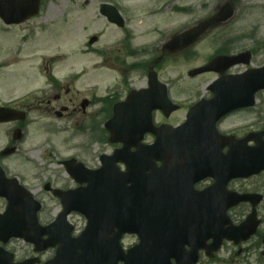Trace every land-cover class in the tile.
Instances as JSON below:
<instances>
[{
    "label": "rangeland",
    "instance_id": "1",
    "mask_svg": "<svg viewBox=\"0 0 264 264\" xmlns=\"http://www.w3.org/2000/svg\"><path fill=\"white\" fill-rule=\"evenodd\" d=\"M103 1L105 0H46L41 14L28 19L26 23L8 28L0 19V61L6 62V65L0 69V88L7 94L14 92L15 96L28 89L34 92L32 88L41 86L42 82L33 67L36 70L44 69L46 72L45 66L48 65L50 71H55L63 78L72 72L79 73L78 79L64 83L73 87V94L70 92L61 101L65 106L72 104L70 110H75L61 117L77 121L83 114L78 112L79 108L82 109L81 111L89 108V104L84 102L92 93L104 95L109 87L110 91L111 88L121 89L124 81L134 87L143 86L147 77L142 74L141 68L131 70L130 64L141 63L156 54L160 55L165 42L171 36L194 26L202 19L214 17L226 2L234 3V16L226 22L213 25L204 34L200 47L197 48L196 57L191 60L167 59L159 71L160 77L170 84L177 83L172 91L176 93L177 99L186 102L200 97L214 79L212 74L191 76L189 70L203 64L206 56L211 54L216 46L219 48L222 45V40H233L231 46L236 49H259L260 52L254 63L256 65L264 62V55L261 53L264 48V0H116L123 6L124 12L126 11L127 27L134 34L131 35L130 44L133 49H137L136 54L132 55L127 50L125 61L127 64L116 63L109 58V53L106 55L104 52L99 53V50L88 51L91 49L87 46L91 34L103 30L104 34L100 42L95 43L93 47L107 50L106 46L110 45L111 40L120 39L124 33L98 14V6ZM181 7L188 9L181 11L179 9ZM24 34L31 36L23 42L21 39ZM217 38L218 41L215 40ZM125 43L129 44L128 38ZM123 70L129 73V76L122 75ZM93 84L96 85L97 90L92 92ZM70 95H74L72 100L68 99ZM157 115L158 120L178 123L184 120L186 110L180 109L167 119ZM37 116L38 122L33 126L31 135L23 141L24 149L19 155H13L8 160L22 170V178L34 187L37 195L46 203V208L41 213L42 221L46 223L54 217L58 205L51 194L41 189L43 182L49 180L61 186L62 182H65L64 169L60 164L63 156L82 154L81 148L93 143L92 155L88 158L95 162L99 154L98 149L104 146L94 140L95 129L78 134H75L73 127L61 128L60 131H54L55 129L45 131L43 126L49 121L58 126H62L65 121L55 119V115V118H51L46 113L43 115L37 113L35 117ZM259 117H262V122L250 125L257 122ZM237 124L241 127L249 124L236 131L238 134L262 128L264 109L248 115L234 116L231 121L226 122L227 127ZM4 127V124H0V146L5 140L2 135ZM17 156L25 159L20 162ZM51 159H55L58 164L50 163ZM47 165L49 167L46 169ZM15 171L19 173L18 170ZM233 185L238 190L243 188L264 194V173L247 181L235 182ZM5 204V200L0 198V211L4 209ZM261 211L264 213V200ZM237 212L238 209L235 213ZM131 241L132 239L128 243ZM13 246L18 253L23 254L22 257L30 254L31 247L26 242L16 241L8 248ZM231 251L235 252L232 245H226L219 254V261L212 264H247L252 258L229 255ZM52 255L53 250H50L46 257ZM204 261L206 264L207 260ZM253 261L257 262L255 258Z\"/></svg>",
    "mask_w": 264,
    "mask_h": 264
},
{
    "label": "water",
    "instance_id": "2",
    "mask_svg": "<svg viewBox=\"0 0 264 264\" xmlns=\"http://www.w3.org/2000/svg\"><path fill=\"white\" fill-rule=\"evenodd\" d=\"M38 5H39L38 0H34V2L31 4V9L29 10L30 13L36 12L38 9ZM103 8H109V6L104 5ZM104 12L108 13L107 10H104ZM116 12H117L116 16H111L110 14H108L110 16V18L113 19L114 21H118V18H120L117 10H116ZM233 13H234L233 8L230 5H226L222 9V15L220 16L218 21L227 20L229 17H231L233 15ZM4 17L7 20V17L6 16H4ZM23 19H24V15H21L19 17H14L12 19L10 18L9 21L10 22L11 21L20 22ZM210 23H211L210 21L204 22L197 29H194L190 32H187L185 34H181V35L177 36L174 40H172L171 42H168L166 47L168 49L175 50L176 48H182L185 45L194 42L209 27ZM233 58L236 59L237 57H233ZM219 60H221V59H218V61ZM218 61H217V59H215L212 63H210V65L208 67H205L201 70H198V72L211 69L213 67V64L215 62H218ZM236 61H238V60H236ZM152 77H153V75H152ZM155 86L158 90H164V87L162 85L156 84ZM153 92L154 91L149 89L147 91L142 92L141 94L148 96L150 98L151 95L154 94ZM138 94H140V93L138 92ZM132 97H135V96H130L129 99L122 105L126 106L127 104H131V101L133 99ZM241 99H242L241 96L236 97V100H238V101H240ZM168 101L169 100L167 99L166 93L164 91H159L158 98H156V101L153 104L154 106L150 105V106H148V108L152 109L154 107H159V108L165 110L167 108V106H165V105L168 104ZM196 107H199V105H197ZM194 110H196V109H194ZM137 111L140 113V115L149 114L148 116L150 119V113H147L146 108H144V107L143 108H137ZM166 111L168 114L169 113L168 110H166ZM199 118L195 117V119L191 120L193 122L192 128L196 129L195 131H200L202 128L207 129V127H211L214 124V118L210 117L209 115H208V117L199 116ZM190 119H191V115H190ZM144 125H146V124H144ZM187 125H188V122L185 123L184 125L178 127V128L163 127L164 129H166L168 131L167 133H168V137H169V139H168L169 142L166 145H164V143H161V142H163V140H158L157 143L150 149L151 153L154 154L155 153V147L157 146L159 148V150L156 152V155L158 158H161V160L164 163V166L161 168V172L157 174L159 180L169 179V173L171 172V165L172 164L173 165L179 164L180 168L183 167V168L189 170L191 168V164L195 163V161H193L191 159L185 160V156L188 153V151H187L188 139L190 137V136H188L189 131H188V133H187V131H185V127L186 128L188 127ZM143 129L146 130V129H149V127L144 126ZM234 151H235L234 148L230 149V157H232V154L234 153ZM216 152L219 153L220 148L215 147L213 149H209V148L207 149V153H216ZM148 154L150 155V152ZM172 155H175V160L171 162V160L167 157L172 156ZM238 156H239L238 157L239 160L236 162V167L232 168V170L234 171L232 175L244 174L245 171L246 172L248 171V169H250L249 171H252V172L264 169V146L263 145H258V147H254L249 152L244 151L242 154H238ZM202 160L203 161H202L201 169H203V171H204L205 169L208 170V169H210L211 166L214 167L215 165L217 167L222 168L225 164H227L229 157H224V156L216 157L215 160H213V159L209 160L207 157H204ZM245 167H247V168H245ZM225 175L228 176V173H226ZM179 176H182V175H179ZM150 177H151V174L148 176V178H150ZM0 178H1V176H0ZM13 185H14L13 183H8L7 185H5V184L3 185L0 181V194L1 195H7L8 197H15V198L18 196V193L23 195V191L19 188H13ZM149 186L152 187V185L150 183H149ZM164 186L165 185L162 183H160L158 185L159 188H162ZM70 192L71 191L63 192V191L57 190L56 194L62 196L63 199L65 200L66 197L71 198ZM164 195H165L164 193L158 194V200H157V203H158L157 207L158 208H150L151 210H148V211H144L145 207H144V210L142 208L125 209V212H126L125 219L126 220L133 219V220H129V221L124 222L123 224H121V227H124L126 229H130V230H138L139 231L143 225H147V223L152 220V213L154 211H159V213L160 212L167 213L169 206H167V204L160 205V203L162 202V200L164 198ZM189 197H192V196L188 195L187 198H189ZM68 200L72 202L71 199H68ZM23 202L25 204V207H32L30 205L31 201L27 197L23 198ZM149 203H150V200H149ZM148 206H151V205L148 204ZM12 207H13L14 211H15V209H17V212L19 211L18 209H20V207L18 205H17V207H15V206H12ZM155 207H156V204H155ZM94 209H97V207H95ZM99 218L101 220H104L105 216L100 215ZM95 222L96 221L94 220L92 222V224L88 227V229L84 232V234L81 235L78 239H70L69 243L64 244L59 249L56 258L54 260H52L50 262V264H66L68 261H71L72 264H91L90 263L91 257L88 254V252H90L92 255L95 256V260L97 262L100 259V254L103 253L104 251H106L108 248H104V250L102 251L101 248L98 247V245H100V244H96V242H93L89 238V235L94 230ZM102 227L104 229H108V224L103 225ZM143 227H145V226H143ZM250 229L252 231H253V229H255L254 223L250 224ZM118 243H119L118 241L115 243L116 249H115V247H113L111 253L115 254L118 252L117 251L119 249ZM171 245L173 246V251L178 252L175 241H167L164 238H161L160 240H157L154 242L143 241L140 245H138L136 247V249H139V251L129 255L126 258V264H167L166 259H165V258H168L167 255L162 254L161 251L156 252V250H157V247H160L163 250V249H165V247L168 248ZM108 246L111 247V246H114V244H112V245L109 244ZM79 249H81V252H79ZM179 257L180 256H177L178 261H179ZM0 264H9V260L5 256H2L1 254H0ZM179 264H180V261H179ZM181 264H183V263H181Z\"/></svg>",
    "mask_w": 264,
    "mask_h": 264
},
{
    "label": "flooded vegetation",
    "instance_id": "3",
    "mask_svg": "<svg viewBox=\"0 0 264 264\" xmlns=\"http://www.w3.org/2000/svg\"><path fill=\"white\" fill-rule=\"evenodd\" d=\"M114 26V24H113ZM116 27V25L114 26ZM119 31H123L125 33L124 37L114 46H112L108 53L110 56V59L114 60L116 63L120 64V63H124L126 60V29H121L120 27H116ZM233 40H227L225 43H223L221 45V48L218 50L219 52L217 54L219 55H226V54H238L242 51L245 50H250L251 55H252V66H255V58L258 55V53L260 52L259 49H253V48H241V49H236L234 46H231V44L233 43ZM201 43V42H200ZM196 44L194 45V47H189L184 51V54L186 56H191L192 53L197 51L198 45L200 44ZM113 49V50H111ZM126 50V53H125ZM194 51V52H192ZM261 53L264 55V48L261 51ZM195 55V53H194ZM264 63V62H262ZM256 65H259L256 63ZM40 66V65H38ZM42 66V65H41ZM45 66V65H43ZM3 67V66H2ZM1 67V68H2ZM47 68V71L44 72V69L42 70H38L37 77L40 78V81L42 82L41 86L38 87H34L32 89H34V92L29 93V92H21L18 95L15 96L14 92L11 93H5L4 89L0 88V92L2 91V94L0 95V107L2 108H12L18 111V115L16 116L17 120L13 121V122H2L0 124H10L13 123L14 127L11 130V132L8 134L7 139L4 140V144L1 146L2 148L0 149V163H8L5 161L6 158H10L9 156L4 157V152H7L8 148L10 146H20L21 141L25 140V133L28 132V129L31 126H34L37 122H38V116L35 117V115L38 114H48L51 118L55 117L59 118V119H63L61 116H65L66 114H70L71 112L73 113L75 110H70V106L72 107V104H69L67 106H65L64 104H62V98L66 97L70 94V92H72L73 94V87H71L70 85L67 84H63L62 79L60 78V76L58 74L55 73V71H50L48 69V65L45 66ZM251 67V66H249ZM248 66H245L244 64H238L236 66H234L232 68V72H240L243 71L246 68H249ZM211 74H214V76H218V74L210 72ZM28 77V75L26 76ZM75 81V80H72ZM71 81V82H72ZM29 83H27L28 85ZM66 94V95H64ZM74 95H70L68 97L69 100L73 99ZM200 96L205 97V98H209L212 97V93L210 91H206L200 94ZM90 105V104H89ZM91 106V105H90ZM84 108V107H83ZM82 109L79 108L78 112H83V116L85 114H87V109H83V111H81ZM242 111H249V110H245L243 109ZM250 112V111H249ZM55 115V116H54ZM233 115V114H232ZM67 116V115H66ZM230 117L231 115H227L224 119H226L227 117ZM223 119V120H224ZM76 120V119H75ZM73 121V122H72ZM70 122H72L74 124V126L76 125V121L72 120ZM18 129H23L24 132L22 131L17 133ZM109 138H107L108 140ZM7 140V141H6ZM19 140V141H18ZM155 138L154 137H145L144 142L145 143H152L154 142ZM102 141L105 144L106 138H103ZM114 150L116 148H118V145H114ZM21 147V146H20ZM82 154L81 155H77V156H73L78 158V160L83 161L86 165H88L89 167L93 168L95 166V163L91 164L90 163V159L88 158V156L92 155V149L90 145H87L86 147H82L81 148ZM86 159V160H85ZM4 165V164H3ZM5 167V166H4ZM6 168V167H5ZM7 169V168H6ZM209 179H205L204 181H202V186H200V188H204L207 185L211 184V181H208ZM177 188L179 189L180 193H187L188 192V187L185 184H181L180 186H177ZM176 189V188H175ZM51 193V192H48ZM244 206L246 208H250V204H244ZM243 212V211H242ZM125 238H129V237H133L135 240H137V236L136 235H132V234H127L124 236ZM260 236H256L254 237V239L252 240V248H248V251H252L250 252L253 256V258H255L257 260L256 264H263L264 263V250H262L261 252H258L255 250L256 247H260V246H264V244L261 245V240H259Z\"/></svg>",
    "mask_w": 264,
    "mask_h": 264
}]
</instances>
